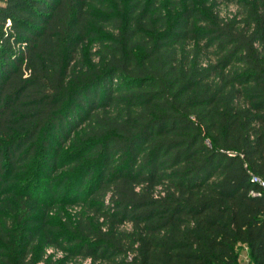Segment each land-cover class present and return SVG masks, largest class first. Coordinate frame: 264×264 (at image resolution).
<instances>
[{
    "label": "trees",
    "instance_id": "trees-1",
    "mask_svg": "<svg viewBox=\"0 0 264 264\" xmlns=\"http://www.w3.org/2000/svg\"><path fill=\"white\" fill-rule=\"evenodd\" d=\"M250 173L264 0H0V264H264Z\"/></svg>",
    "mask_w": 264,
    "mask_h": 264
},
{
    "label": "built area",
    "instance_id": "built-area-1",
    "mask_svg": "<svg viewBox=\"0 0 264 264\" xmlns=\"http://www.w3.org/2000/svg\"><path fill=\"white\" fill-rule=\"evenodd\" d=\"M250 181L257 186V189L252 190L250 194L252 196H264V179L258 175L250 173Z\"/></svg>",
    "mask_w": 264,
    "mask_h": 264
},
{
    "label": "rangeland",
    "instance_id": "rangeland-1",
    "mask_svg": "<svg viewBox=\"0 0 264 264\" xmlns=\"http://www.w3.org/2000/svg\"><path fill=\"white\" fill-rule=\"evenodd\" d=\"M224 8L225 7L222 6V8H221L222 12L224 11ZM232 10H234V7L230 6L227 11L231 12ZM37 210H38V213L42 214L40 207ZM241 248L242 249L240 251H238L239 252V260H240L239 263L240 264H250L248 254H247V250L243 246ZM85 264H87V262Z\"/></svg>",
    "mask_w": 264,
    "mask_h": 264
}]
</instances>
